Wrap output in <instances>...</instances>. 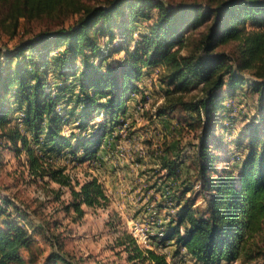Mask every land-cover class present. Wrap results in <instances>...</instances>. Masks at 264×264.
Instances as JSON below:
<instances>
[{"label": "trees", "instance_id": "16d2710c", "mask_svg": "<svg viewBox=\"0 0 264 264\" xmlns=\"http://www.w3.org/2000/svg\"><path fill=\"white\" fill-rule=\"evenodd\" d=\"M71 14L79 17L67 26ZM21 19L46 20L47 27L9 53L0 50V158L5 150L24 158L30 178L59 185L58 200L68 191L64 209L75 220L85 216V207L105 209L110 197L99 177H73L61 163L89 162L98 170L104 140L122 129L137 95L145 100L142 83L159 68L164 100L156 116L171 120L183 113L200 132L197 176L205 205L187 202L177 209L162 225L160 246H142L122 230L115 247L126 264H173L161 251L168 245H175V256L183 251L198 264H264V0H107L93 6L0 0V27L16 35ZM234 42L235 51L222 49ZM247 71L255 76L248 93ZM240 96L250 97L252 117L232 141L240 154L223 155L227 122H234L226 102ZM181 158L171 147L155 155L156 173L166 172L152 186L163 196L158 206L169 202L164 187L178 181ZM10 207L20 210L0 192V264H31L33 257L23 252L30 256L33 234ZM54 244L43 264H82L62 243Z\"/></svg>", "mask_w": 264, "mask_h": 264}, {"label": "rangeland", "instance_id": "374dc122", "mask_svg": "<svg viewBox=\"0 0 264 264\" xmlns=\"http://www.w3.org/2000/svg\"><path fill=\"white\" fill-rule=\"evenodd\" d=\"M106 1L82 0V3L93 6L104 4ZM164 1L169 4L181 1L208 2V0ZM78 17L79 15L74 14L65 17L66 25L69 26ZM46 23V20H32L28 23L21 19L17 34L13 36L0 27V50L9 53L8 48L43 31L47 27ZM204 29L205 26L200 27L193 38L198 39ZM235 43L223 46L222 49L235 51ZM120 55L123 54L116 55L115 58ZM158 71L159 68L148 76L147 85L145 81L142 83L145 86V100H142V95H137L138 101L131 105L130 116L123 123L122 129L120 125L104 140L98 170L90 166L89 162L76 164L63 160L61 163L68 165L67 171L73 177L84 179L89 174L99 177L110 197L109 205L105 209L85 207V216L79 221L75 220L74 212L67 214L64 209V205L71 199L68 191H65L61 195V200H58L59 185L48 180L34 181L30 178L24 158L16 157L14 152L8 150L2 154L0 192L20 208L16 210L10 207L8 211L16 218H20L33 234L34 244L30 256L28 251L23 252L26 258L33 257L34 262L31 264H43L56 241L62 243L65 251L80 259L82 264H126L125 254L120 253V249L115 247L114 240L122 230L132 232L142 246H160L159 243L165 237V226L162 225L175 216L177 209L182 208L187 202L201 207L205 205L200 176H197L199 161L196 151L200 142V132L188 126L183 113L176 112L175 118L171 120L156 116L157 107L164 100ZM246 75L249 86L246 85L244 91L248 93L255 76L251 71H247ZM250 100L249 96H240L230 98L226 102L228 107L234 110L231 114L234 116V122L233 124L227 122L231 128L226 132L228 144L221 149L223 155L238 154L240 151L232 141L237 139L238 130L243 129V124L247 125L251 120V110L246 106ZM103 119L104 114L101 113L98 120ZM233 129L235 138L230 137ZM67 132H70L69 128ZM169 147L172 148L173 154L182 153L181 159L185 160L182 164L184 170L177 178L178 181L170 180L171 189L164 187V190L166 189L164 199H168L169 202L158 206L162 203L163 196L161 197V192L152 186L159 179V175L166 172L156 173L155 169L159 167L155 162V155L158 150L163 151ZM181 159L180 163L183 161ZM222 165L223 162L219 164V168ZM183 181H186L185 186ZM185 187L189 190H185ZM168 195H176L179 201L170 202L171 198H168ZM5 207L8 208L7 204ZM111 219L114 221L107 224ZM47 223L50 225L47 226ZM114 224L119 225V231L114 230ZM42 225L47 227L45 234L38 228ZM175 248V245L161 247V251L167 252L170 262L198 264L183 251L175 256ZM231 264L247 263L237 261Z\"/></svg>", "mask_w": 264, "mask_h": 264}, {"label": "crops", "instance_id": "0c3cea01", "mask_svg": "<svg viewBox=\"0 0 264 264\" xmlns=\"http://www.w3.org/2000/svg\"><path fill=\"white\" fill-rule=\"evenodd\" d=\"M148 78H149V77L147 76L146 79L144 80L146 85H147V80H148Z\"/></svg>", "mask_w": 264, "mask_h": 264}]
</instances>
